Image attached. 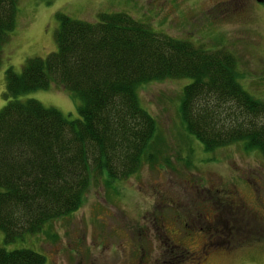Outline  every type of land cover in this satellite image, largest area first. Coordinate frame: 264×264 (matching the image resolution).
<instances>
[{
	"label": "rangeland",
	"instance_id": "rangeland-1",
	"mask_svg": "<svg viewBox=\"0 0 264 264\" xmlns=\"http://www.w3.org/2000/svg\"><path fill=\"white\" fill-rule=\"evenodd\" d=\"M16 25L0 56V109L9 99L4 68L20 71L29 55L55 48V12L97 20L100 11H125L151 30L205 48L230 49L247 91L264 98V2L259 0H17ZM190 76L146 80L142 107L157 128L156 153L126 177H97L78 209L25 232L4 248L31 247L42 264H264V155L232 141L206 150L185 132L178 115L181 89ZM78 117L77 98L52 80L22 91ZM205 239L213 240L206 248ZM211 242V241H210Z\"/></svg>",
	"mask_w": 264,
	"mask_h": 264
},
{
	"label": "trees",
	"instance_id": "trees-1",
	"mask_svg": "<svg viewBox=\"0 0 264 264\" xmlns=\"http://www.w3.org/2000/svg\"><path fill=\"white\" fill-rule=\"evenodd\" d=\"M17 0H0L1 46L16 25ZM55 48L4 68L9 99L0 109V228L5 241L36 232L78 209L91 179L126 177L156 153L157 128L141 106L146 80L190 76L178 115L185 132L211 150L232 141L264 155V98L247 91L230 49L151 30L125 11L85 20L55 12ZM77 98L78 117L55 105L15 95L50 86ZM31 247L4 248L0 264H42Z\"/></svg>",
	"mask_w": 264,
	"mask_h": 264
},
{
	"label": "flooded vegetation",
	"instance_id": "flooded-vegetation-1",
	"mask_svg": "<svg viewBox=\"0 0 264 264\" xmlns=\"http://www.w3.org/2000/svg\"><path fill=\"white\" fill-rule=\"evenodd\" d=\"M210 241H211V242H210ZM210 241L208 242V240L205 239V241H204L205 245H203V248H202V249L207 250L206 248L208 247V245L211 244V243H213V240H210ZM175 264H176V263H175Z\"/></svg>",
	"mask_w": 264,
	"mask_h": 264
},
{
	"label": "water",
	"instance_id": "water-1",
	"mask_svg": "<svg viewBox=\"0 0 264 264\" xmlns=\"http://www.w3.org/2000/svg\"><path fill=\"white\" fill-rule=\"evenodd\" d=\"M259 1L263 2L264 0H259Z\"/></svg>",
	"mask_w": 264,
	"mask_h": 264
}]
</instances>
